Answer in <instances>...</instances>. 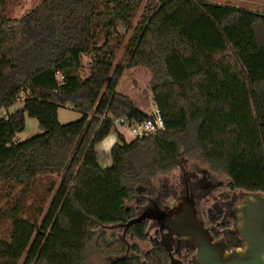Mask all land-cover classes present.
Wrapping results in <instances>:
<instances>
[{
    "label": "trees",
    "instance_id": "16d2710c",
    "mask_svg": "<svg viewBox=\"0 0 264 264\" xmlns=\"http://www.w3.org/2000/svg\"><path fill=\"white\" fill-rule=\"evenodd\" d=\"M121 26L133 31L118 61ZM138 67L151 73L165 130L128 140L113 121L147 117L118 91L126 69ZM20 100L44 131L16 141L23 116L0 115V186L29 189L40 180L52 196L26 246L0 239V264H89L93 241L110 264H171L160 228L143 256L136 244L108 241L104 229L146 240L154 224L145 208L175 191L151 179L181 167L187 152L222 165L231 190L264 192L262 12L207 0H41L21 18L0 19V110ZM67 106L83 116L62 124L58 111ZM112 130V164L102 167L96 147ZM229 207L216 204L206 216L213 236L233 249L245 241ZM11 217H21L18 208Z\"/></svg>",
    "mask_w": 264,
    "mask_h": 264
},
{
    "label": "rangeland",
    "instance_id": "374dc122",
    "mask_svg": "<svg viewBox=\"0 0 264 264\" xmlns=\"http://www.w3.org/2000/svg\"><path fill=\"white\" fill-rule=\"evenodd\" d=\"M41 0H0V19L4 18H21L27 11L36 7ZM217 3L231 4L239 7L248 8L251 10L264 13V0H207ZM140 13L137 14L133 26L138 22ZM120 33L124 36V43L118 53L117 60H121L125 56L124 45L131 36L133 29L128 32L121 26ZM91 57L85 56L83 58L84 67L81 71L83 77L88 76L91 69ZM151 73L141 67L134 69H126L124 76L118 86V91L126 95H130L137 103L139 108L144 112L149 113L154 107V98L150 89ZM24 105L23 100H20L15 105L8 109L0 110V115L18 114L22 115L25 122V129L19 132L16 136V141H24L34 135L43 133L44 129L38 119L29 116L22 111ZM59 121L62 124H67L79 120L83 114L73 109L70 106L60 107L58 111ZM117 134L114 130L109 136L103 139L97 146V152L103 151L110 156V148L108 144L116 139ZM185 142L188 144L192 142V133L185 137ZM130 139H134L132 136ZM102 148V150H101ZM185 149V148H184ZM182 169L193 174L197 180L210 182L215 186L209 195L201 200L199 199V208L207 220L206 211L215 202H218L225 197H232L235 194L239 195L241 191L231 190L228 187L229 177L220 164L209 162L200 151L187 152L182 157V166L174 169L168 173L159 174L151 179V186L155 188H162V185H168L170 188H176L182 183ZM25 190V193H24ZM52 194L46 189V184L43 181H36L32 187L25 189L18 187L15 183L9 182L0 186V239H11L13 243L26 244L32 240L36 231V223L41 221L39 207L45 205L49 201ZM204 196V195H203ZM168 196L167 198H169ZM134 204V203H133ZM18 208L20 218L13 219L11 217V210ZM203 217V218H204ZM204 218V219H205ZM150 223H153L150 221ZM101 228L96 232H100ZM149 236L146 240H139L134 236L124 232L121 227L108 226L104 229L105 238L108 241L116 239H124L130 246L136 244L137 253L143 256L146 252L152 250L155 239V226H150L148 230ZM169 248L174 251L173 245ZM131 252V251H129ZM174 256V255H173ZM177 257V255H175ZM87 257L89 264H110L111 257L102 255L95 245V241L88 244ZM175 257V258H176Z\"/></svg>",
    "mask_w": 264,
    "mask_h": 264
},
{
    "label": "water",
    "instance_id": "95a60500",
    "mask_svg": "<svg viewBox=\"0 0 264 264\" xmlns=\"http://www.w3.org/2000/svg\"><path fill=\"white\" fill-rule=\"evenodd\" d=\"M201 196L198 188L186 186L145 208L144 215L162 232L161 243L168 236L180 240L182 247L194 250L191 264H264V192H240L230 204L234 232L245 241L233 249L224 239L215 238L206 225L198 204ZM162 218L166 221L161 223ZM164 229L168 232L163 233ZM168 250L172 262L174 254Z\"/></svg>",
    "mask_w": 264,
    "mask_h": 264
},
{
    "label": "flooded vegetation",
    "instance_id": "af4514ba",
    "mask_svg": "<svg viewBox=\"0 0 264 264\" xmlns=\"http://www.w3.org/2000/svg\"><path fill=\"white\" fill-rule=\"evenodd\" d=\"M210 183V182H208ZM207 182L205 181H202V180H197V177L196 176H193V174H190L188 172H186L185 170L182 169V183L180 185H178L176 188H174L175 191H179V190H183L186 185L187 187H189L190 189L195 187V188H198V191L202 194V191L204 190L203 189V185L207 184L209 185ZM203 186V187H202ZM208 187V186H207ZM215 186H211L209 187V193L207 195L210 194V192L213 190ZM206 195V196H207ZM205 196H201L200 200L202 198H204ZM172 196L170 197V200H171ZM237 198V195L235 194L234 196L232 197H225L224 199L218 201V202H215L213 203L206 211V213H210V209L214 206V205H221L225 210L227 209V207ZM202 214V213H201ZM204 217V216H203ZM205 218V217H204ZM203 218V219H204ZM205 222H206V225L208 224V219L206 220V218L204 219ZM150 221L154 222L153 219H150ZM166 219L165 218H162L161 220V223L162 222H165ZM157 222V221H156ZM158 223V222H157ZM209 225V224H208ZM207 225V226H208ZM159 226H156L155 227V239L153 240L154 242H156V240L158 239V235H159ZM124 232H125V228H124ZM167 229H164V232L163 233H167ZM127 235V234H126ZM165 238V237H164ZM164 245L169 248L170 244L173 245V248H174V251H173V254H174V257H176L175 255H177V257L171 262V264H191L189 262L191 256L193 255L194 251L192 250H187L186 248L182 247V242H180V240L178 239H174L171 237V236H168L165 238L164 240ZM245 245V244H244ZM243 245V246H244Z\"/></svg>",
    "mask_w": 264,
    "mask_h": 264
},
{
    "label": "built area",
    "instance_id": "2783aa9c",
    "mask_svg": "<svg viewBox=\"0 0 264 264\" xmlns=\"http://www.w3.org/2000/svg\"><path fill=\"white\" fill-rule=\"evenodd\" d=\"M113 125L116 129L125 128L134 138L154 135L162 130H165V122L162 118L155 100L153 109L147 113V117L143 120L135 118L129 119L126 117L115 118Z\"/></svg>",
    "mask_w": 264,
    "mask_h": 264
},
{
    "label": "crops",
    "instance_id": "0c3cea01",
    "mask_svg": "<svg viewBox=\"0 0 264 264\" xmlns=\"http://www.w3.org/2000/svg\"><path fill=\"white\" fill-rule=\"evenodd\" d=\"M138 108H139V106H138ZM139 109L142 110L141 108H139ZM118 131L122 135H124V137L127 138L128 140H130V138L132 137L130 135L129 131L127 129H125V128H119ZM116 141H117V137H116V139H114L113 141H111L108 144V148H110V151H111L112 146L116 143ZM97 146H98V144H97ZM101 150H102V148H101ZM98 161H99V163H100V165L102 167H108V166H110L112 164V159H111V156H109V153L107 155L106 153H103V151H100L98 153Z\"/></svg>",
    "mask_w": 264,
    "mask_h": 264
}]
</instances>
